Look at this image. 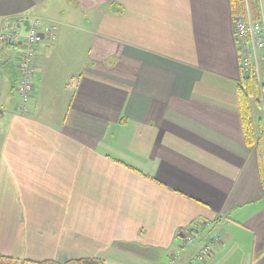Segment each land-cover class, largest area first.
Wrapping results in <instances>:
<instances>
[{
	"label": "crops",
	"instance_id": "crops-1",
	"mask_svg": "<svg viewBox=\"0 0 264 264\" xmlns=\"http://www.w3.org/2000/svg\"><path fill=\"white\" fill-rule=\"evenodd\" d=\"M49 2L0 0V31ZM67 2L84 30L56 26V43L38 46L25 114L18 52L0 45V255L264 264V176L238 108L231 0ZM207 226L216 234L199 245L220 243L199 262L178 234Z\"/></svg>",
	"mask_w": 264,
	"mask_h": 264
},
{
	"label": "built area",
	"instance_id": "built-area-1",
	"mask_svg": "<svg viewBox=\"0 0 264 264\" xmlns=\"http://www.w3.org/2000/svg\"><path fill=\"white\" fill-rule=\"evenodd\" d=\"M26 21L30 22V29L28 32L25 31L24 34L20 29L25 28L24 24ZM234 30L239 50L242 77H248L252 72H255L258 81L260 83L263 82L264 26L262 22L254 23L249 14L247 18L239 17L234 19ZM57 37L56 25L44 28L42 27V21L38 17L22 16L14 24L6 25L0 31V45L9 46L18 52V58L16 59L18 70L16 93L20 98L18 110L23 114L28 112L27 104L32 99L35 91L38 46L41 44L53 45L56 43ZM263 99L261 97V100ZM208 230L207 226L205 231L200 229L194 231L182 230L178 234L183 246L198 247L195 260L199 262H206L212 258L214 254L213 244L220 243V238L214 236L209 243L199 245V239L205 236Z\"/></svg>",
	"mask_w": 264,
	"mask_h": 264
},
{
	"label": "trees",
	"instance_id": "trees-1",
	"mask_svg": "<svg viewBox=\"0 0 264 264\" xmlns=\"http://www.w3.org/2000/svg\"><path fill=\"white\" fill-rule=\"evenodd\" d=\"M234 19L250 14L254 23L261 22V10L259 0H231ZM238 108L243 125V133L246 144L254 148L261 174L264 176V81L259 82L255 72L248 77H242L237 90ZM254 100V102L252 101ZM256 107V108H255ZM257 111V113H256ZM260 114H259V113ZM0 264H105L100 259H78L66 262L59 261H31L15 259L0 255Z\"/></svg>",
	"mask_w": 264,
	"mask_h": 264
},
{
	"label": "rangeland",
	"instance_id": "rangeland-1",
	"mask_svg": "<svg viewBox=\"0 0 264 264\" xmlns=\"http://www.w3.org/2000/svg\"><path fill=\"white\" fill-rule=\"evenodd\" d=\"M51 1H54V0H51ZM55 1H56L55 3L54 2H49L48 5H47L48 9L47 8L46 9L45 8L40 9L39 12L37 13V15H34L31 18H33V17L40 18V20L42 21V27L45 28V27L48 26V22L47 21L45 22L44 18H45V16L47 17V15H49L51 17V20L54 21L53 24L58 27V31H59V29L61 27H65L64 26L65 24H70V23L73 24V23H75V21H76L75 19H78V16L76 15V12H75L76 10L70 9L67 6L68 5V2H67L68 0H55ZM47 19H49V17ZM77 23L81 24L80 28L77 29V31H81L82 32V30H84L83 29V27H84L83 21L80 20ZM20 30H21L22 33L25 34V28H21ZM52 57H53V55H52ZM42 60H43V63L47 61L46 65H48L49 60H51V54L47 53V54L44 55L42 53L39 56V61L42 63ZM63 62L64 61L62 60V61H58V62L56 61V64H51L53 66L51 69H53V70H50V73L52 74L53 72H55V73L59 72L60 75L55 76V77L61 78L62 77V72L66 71L65 69H63ZM55 66H57L58 69L55 68ZM42 70H43V65H41V66L39 65V72L40 71L42 72ZM59 78H57V79H59ZM252 101L254 102V100H252ZM261 101H263V100H261ZM256 113H257V111H256ZM213 230H214V227L209 229L208 231H206L205 234H208V235L210 233H211V235L216 234V233H214Z\"/></svg>",
	"mask_w": 264,
	"mask_h": 264
},
{
	"label": "water",
	"instance_id": "water-1",
	"mask_svg": "<svg viewBox=\"0 0 264 264\" xmlns=\"http://www.w3.org/2000/svg\"><path fill=\"white\" fill-rule=\"evenodd\" d=\"M24 27H25V31L28 32L29 29H30V22L26 21L25 24H24Z\"/></svg>",
	"mask_w": 264,
	"mask_h": 264
}]
</instances>
